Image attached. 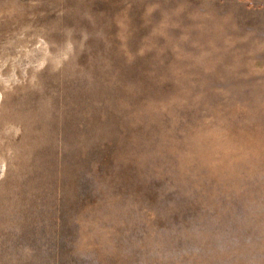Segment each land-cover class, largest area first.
<instances>
[{"label": "rangeland", "instance_id": "obj_1", "mask_svg": "<svg viewBox=\"0 0 264 264\" xmlns=\"http://www.w3.org/2000/svg\"><path fill=\"white\" fill-rule=\"evenodd\" d=\"M0 264H264V0H0Z\"/></svg>", "mask_w": 264, "mask_h": 264}]
</instances>
